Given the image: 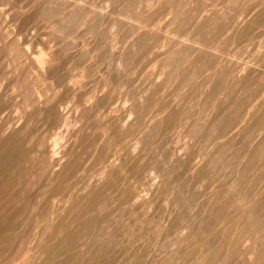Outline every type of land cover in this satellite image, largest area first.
<instances>
[{
    "label": "bare ground",
    "instance_id": "bare-ground-1",
    "mask_svg": "<svg viewBox=\"0 0 264 264\" xmlns=\"http://www.w3.org/2000/svg\"><path fill=\"white\" fill-rule=\"evenodd\" d=\"M54 1H56L55 3L60 2L63 4L64 8L62 10L66 13L71 9V4L74 2V0ZM47 2L49 1L47 0ZM249 2L250 5L248 4V6H245L242 10L235 11L228 17L227 21L225 20L219 25L215 24L217 21L221 20L215 18V23L212 24L215 25L214 28H212L213 30L207 31V33L205 32L203 34L201 32L202 34H199L197 29L194 28L197 25L194 27V23L192 26L190 25L195 29V32L198 33L196 35L197 37H195L198 42L194 41L195 44L192 42L194 45L197 43L196 46H193L197 54L191 59L192 61L190 63L195 64L194 66L196 67L198 66L199 70L195 71L194 69V73L191 72V75L183 77L168 91L167 96L165 95L166 97L169 95L175 96L174 98L168 97L166 100L164 96H159L158 93L159 89H161V85L166 81L168 82L170 79L171 76L169 75L166 76L164 81L162 80L163 82L159 83L157 80L152 79V85L155 82L157 83L155 87L152 86L154 89L141 91L142 93H139L137 98L135 97L136 99L132 100L131 105H128L129 107L127 108L120 106L114 98L113 100L107 97L109 92L105 91L107 93L105 94L104 90L82 97L81 105L78 107H81L82 111L88 113L86 115L89 116L90 114L93 115L92 113L94 112L97 113L96 115L98 116L100 128L96 133H89L86 131L84 134L80 135L77 140V146L83 148V150L85 148L89 149L88 151H90L93 157V171L87 175L82 173L84 171L83 160L81 162L80 158V160L74 158V155L72 156L71 153L74 145L72 144L71 137L75 134L76 129L67 122V114L70 112L68 106L66 107V105H63L62 100L55 98L58 94L63 96V93L71 95V93L77 92L82 85V81L78 79V75H64L59 73L56 69H53V55L55 49L47 47L49 44L46 45V48H48L47 52H34L29 50V46L27 47L32 38L31 35L27 33L28 31L21 35L17 44L20 48L16 47V49L15 47H11L12 52L10 57L13 60L15 72L17 73L16 77H14L11 82H13L14 93L19 99L21 98L25 104V113L9 123L8 120L0 117V264H149L148 261H151L150 259L152 255H154L153 252H159V254H162V252L163 254L165 253L162 264H240L243 261L244 263L247 262L246 264H264V169L259 170L262 172H257L256 175L251 176L252 183H248V178L246 179L247 184L254 187L253 190L257 189L258 192L255 193V191L251 192V188L249 190L248 188L239 187L243 182L240 184L238 182L241 178L244 179V177L242 176L240 178V176L237 175H241L244 171L246 172L245 169L242 170L239 168L242 172L241 174L238 173L239 170L236 172L235 175L237 178L234 177L236 179L234 182L232 181L229 185L227 184L225 187L218 188L220 185L215 186L213 178L209 175L210 173L206 160L204 161L202 159V162L198 161L194 155H188L182 160L180 166L185 169L181 175L188 176L189 178L191 177L189 179L191 180V188L193 187L197 190L199 195V197L196 198V204L194 203L193 205L202 204L200 206H204L205 208L206 214H204L206 219H209H207L208 222L212 220L213 223L208 230H205V227L203 228L200 227L199 224H195L193 222L195 220H185V216L183 217L180 215L179 211L176 210V206L181 200H179V198L176 199L177 196H170L168 193V190H170L168 188L169 185L167 186L163 183L162 177L165 175L164 165L166 164L163 165L161 159L158 161L154 158L155 156L151 155V151L154 148L155 150L156 148H160L161 150L164 149L163 145L174 140L180 127L189 124V117L194 113L188 116L189 114L186 112L185 106L190 102H185V108H182L183 106L181 107V104L187 99V95H190L192 92L196 93L199 90L204 97L202 101L205 100L206 102L209 99L214 100L217 93H223L225 96L224 98H227L226 100H229L230 105H232V107L234 106L233 109H235L234 112L236 117H231V114L228 113L229 109H221L216 104V109L213 110V113L211 111L212 116L209 119L206 118L207 120H205V123L201 126L202 129L200 130H205L200 131V133L202 132L201 137L205 138L203 142L209 144L213 143L212 146L215 148V150H211L210 153H218L220 149L224 146L226 147L227 144H239L246 141L250 144H245L248 147H251L252 144H258V150L262 151L261 154L258 153V155L260 154L259 158L262 160L261 163L264 161V150H262V148L259 149V146H262V143H264L263 82V86H261V84L259 90H257L258 87H256L257 91L255 90L254 93L250 94L249 103H245L247 102V100L244 101L245 95L241 100H236V97L231 93L233 89L230 88L232 87H225L226 81H229L231 85L237 86L238 84H243V81L246 83L249 76L262 77L264 75V64L261 67H254L251 62V66L250 64L248 66L244 63L248 67L240 69L239 62H237L240 60L236 61L233 57H230L234 50L231 53L228 52V54L224 49L225 44L228 43L229 45L230 41H234L236 47L237 44L240 45L244 43L251 48L250 50L256 49V51H258L257 48L264 47V0H249ZM180 4H182V2ZM53 5L54 4H51V6ZM173 5L174 4H172V6ZM74 7L76 9V7L79 6L74 5ZM180 7L177 8L180 9ZM104 8L106 7L103 6V9ZM169 8V13L172 15H170L171 18L169 22H173L177 15L175 13L179 12L176 10L173 14L176 7H172L174 10L171 7ZM200 8L201 9L197 12L199 21L200 18L203 19L206 16V8L204 7L202 9V6ZM63 12L60 10V13ZM94 12H97L96 16L100 13L98 11ZM194 12H196V10H194ZM8 15L9 10L0 7V28L5 29L9 25L12 19H10ZM64 15L66 16V14ZM72 15L74 14L72 13ZM194 15H196V13ZM108 16L107 14L106 17ZM70 18L71 17H69V19ZM208 18L210 19L211 17L208 15ZM80 19L83 18L81 17ZM75 20L77 21V19ZM190 20L192 19H187V21ZM77 22H79V20ZM81 22L83 21L81 20ZM60 24L63 26L62 23ZM76 24L78 25V23ZM206 25L207 21H202L198 27L204 28ZM21 27H18V31H16V29L15 31L13 30L14 36L22 32L24 28L21 29ZM111 30L112 29H110V31ZM13 35L12 38H14ZM192 36H194V34ZM128 37L129 36H127V38ZM113 41L114 38L112 36L109 43V49L111 50L115 49ZM6 45H9L8 40L4 42V46ZM168 49L167 51H170ZM226 49L229 48L226 47ZM148 50L152 56L160 57L161 55L162 57L164 53H166V50L161 47L156 49L150 47ZM242 53L244 52L242 51ZM261 53L262 49L259 54L262 55ZM172 54L170 57H172ZM233 56H235V54ZM237 57L239 56L237 55ZM119 62L120 61L116 64L117 67L118 64H120ZM190 63L187 64L190 65ZM258 65H261V63ZM93 66L92 69L94 71ZM174 68L175 67L172 69ZM95 69L96 71L98 70L96 66ZM173 71L174 70H172V72ZM178 73L177 75H180ZM118 74L119 72L114 75V77ZM154 74L149 76L153 77ZM199 76H204L203 79L201 78V82L197 81ZM215 76H220V80L218 77L216 80ZM43 78L49 81L45 86L43 85L44 83H42ZM1 93L2 91L0 90V97L2 96ZM180 93H183V95ZM136 94L138 93L136 92ZM156 94H158L157 98L155 97ZM179 94L181 95L180 97ZM194 96L196 97V95ZM246 96L248 95L246 94ZM197 99L200 101V97ZM232 100H236L234 102L239 103H235L234 105ZM197 101L194 104H197ZM205 101L203 102L205 103ZM138 104L139 107H137ZM194 104L192 102V106ZM200 105H202V103ZM203 106L201 107L203 108ZM231 111L233 110L231 109ZM38 113L43 114L47 122H49V126L63 122L66 125L64 132H60V128H58L59 132L55 134L52 133L53 131L50 132V130H48L46 135L42 137L41 134L38 133V128L40 127L38 124L39 121L37 120V124L33 122L35 120L32 121L34 118L32 116ZM199 117L201 118V115ZM191 118L193 117L191 116ZM80 120L82 121L81 118ZM200 125L197 127H200ZM151 131H154L153 136L156 137L155 140L151 139V137L149 138V132ZM185 131L186 130H184V132ZM63 138H65V144L61 147L60 140ZM195 142L198 143V141ZM245 148L246 150L248 149L247 147ZM246 150H243L242 153L247 156V160H244L247 162L246 164L244 163L245 167L241 166L244 168H247L249 162L253 164V155L256 154V151H254L255 154H253L251 151ZM258 150L257 152H259ZM173 151H175L174 148ZM221 151L220 153H222ZM233 151L240 152L239 150ZM194 153L196 154V152ZM201 156L204 157L203 154ZM207 156H209L208 153H206V157ZM256 156L257 154L255 157ZM256 160L258 159L256 158ZM27 161L30 162L29 171L25 170L27 166L24 169L21 167L22 163ZM230 162H233V158ZM261 163H259V167L257 164L256 166L260 168ZM251 164H249V166ZM249 171H251V168ZM159 175L162 176V185L158 183ZM214 176L217 178L216 175ZM229 176L232 175L230 174ZM176 177H180V175ZM223 178L228 179L226 177H222L221 179L223 180ZM27 181L36 188L38 192V194H36V199L28 198V200H25L24 197L22 198V196H20L19 190ZM167 181L169 182V178ZM222 183L223 182H221V185H223ZM243 185L246 186L245 182ZM214 187L226 196L224 197L226 198L224 201L217 199L218 191L212 194H210V192L208 193V191L211 190L210 188ZM181 190L184 189L181 188ZM211 191L214 190L212 189ZM79 192H83V195H78L79 197H77V193ZM206 194L210 197L208 195L206 196ZM228 194L230 195L229 198L227 197ZM193 197L195 196L193 195ZM29 208H31L32 211L29 213V217H27V226L20 229V213L26 210L28 211ZM128 209L129 211L126 213L134 218L137 224L135 225L133 222V224L130 225V222H126L120 231V219L126 216V213L124 215L122 213L124 210ZM200 209H202V207ZM204 219L205 218H203V221L206 222ZM198 221L200 222V220ZM193 223L194 225L191 226Z\"/></svg>",
    "mask_w": 264,
    "mask_h": 264
},
{
    "label": "rangeland",
    "instance_id": "rangeland-1",
    "mask_svg": "<svg viewBox=\"0 0 264 264\" xmlns=\"http://www.w3.org/2000/svg\"><path fill=\"white\" fill-rule=\"evenodd\" d=\"M48 1L49 2H47V0H44V1L43 0H0V7L7 8L9 10V15L8 16H9L10 19H12V20L9 19L10 20V23H9L10 26L8 25L5 29L0 28V46H1L0 47L1 48L0 49V52H1L0 53V90L2 91V93H1L2 96L0 97V117H3V119L8 120V123H9V122H13L14 120H16L15 118H19V116L21 117L23 115V113H25V104H24V102L22 101L21 98L19 99V97H17L16 94L14 93V91H13V82H11V81H13V78L16 77L17 73L15 72V68H14V65H13L14 63H13V60H12V58L10 56H11V52H12L11 47L12 48L13 47L20 48V46L17 45L18 44V40H19V38L21 37V35L24 32L28 31L27 33H29L31 35V37H32L30 39V41H29L30 43L27 45V47L29 46L28 47L29 50L34 51V52H39V51L47 52L48 48H46V45L49 44L47 47H52V48L55 49L54 55H53V65H54L53 69L54 70L56 69L59 73L64 74V75H69V74L78 75L77 76L78 79H80L82 81L81 87L78 89L77 92H75L76 94L75 93H71V95H70V94H65V93L62 94L61 93L64 96V99H63V96H61L60 94L55 96V98L62 100V104L66 105V107L68 106V109L70 111L67 114V122L70 123V125L73 126L77 130V131L75 130V134L71 137L72 138V144L75 145V146L73 145V149H72L71 153H72V156L74 155L73 156L74 158H77V159L80 158L81 160L80 159L79 160L81 162L83 160L82 163L84 165V171L82 173L83 174L85 173V175L90 174L93 171V167H92L93 157H92L90 151H88L89 149L85 148L86 150L85 149L83 150V148H80V147L77 146V140H78V137L80 135L84 134L86 131L89 132V133H91V132H95L96 133V132H98V130L100 128H99L98 116L96 115L97 113L94 112V113H92L93 115H91L89 113L90 114V116H89V115H86L88 113H86V112L84 113L82 111L81 107H78V106L81 105L82 97H86V96H88V95H90L92 93H95L97 91L100 92V91L104 90V92L105 91L109 92L108 93L109 96L107 95V97H110L111 99L114 98L120 104V106L127 108V107H129L128 105H131L132 100H135L137 98V96L139 95V93H142L143 90L145 91L146 89L147 90L148 89L149 90H153L154 89L153 87H155L156 84H157L155 82L152 85V81L154 79L157 80L158 83L159 82H163L166 79V76L169 75V76H171L170 79L168 80V82L166 81L165 83H163L161 85V89H159L158 93H159V96H164L166 98V100H167L168 97L172 98L173 96H170V95L168 97H166V96L168 94V91L171 88H173L174 84L177 83L179 80H181L183 77L191 75V72L194 73V69H195V71L199 70L198 66L196 67V66H194L195 64L190 63L192 61L191 59H193L196 56L195 54H197V52L195 50V47L193 48V46L197 45V43H196V45H194L195 44L194 41L198 42V40H196V38H195V37H197L196 35L198 33L199 34H202V33L204 34L205 32L207 33V31L213 30L212 28H214L215 25H219L220 23H223L225 20L227 21L228 17L230 15H232L235 11L237 12L238 10L244 9L245 6H248V4L250 5L249 0H238V1L237 0H235V1L234 0H177V1L176 0H99V1L98 0H93V1L92 0H77V1L74 0V2L71 4L73 6V7L71 6L72 11H71V9H69L68 12L66 13V12H63V10H62L64 8L63 4H61L60 2L55 3L56 1H54V0H48ZM181 2H182V4H180ZM200 2L202 3V5H201ZM51 4H54L55 6L54 5L51 6ZM172 4H174V5L177 4V5L176 6H174V5L172 6ZM74 5H77L79 7H76V9H75ZM103 6L106 7V8L103 9ZM180 6H182V7H180ZM198 6H199V8H198ZM201 6H202V9L204 7L206 8L205 9L206 10V12H205V15H206L205 17L206 18L205 17L203 19L200 18V21H199L198 20L199 18L197 16V12L199 11V9H201L200 8ZM231 6H232V8H231ZM97 7H100V8H97ZM169 7H171V8L172 7H174V8L175 7L176 8L180 7V9H178V8L176 9L175 8V10L172 8L174 10L173 14L175 13L176 10H177V12H179V13H175L178 16L176 15V18H174L175 20L173 22L172 21L169 22V20H170V18L172 16L169 13V9H170ZM233 8H235V9H233ZM60 10L63 13H60ZM73 10H74V12H73ZM101 10H104V11H101ZM194 10H196V12H194ZM94 11H98L101 14L98 13V15L96 16L97 12L95 13ZM182 11H183V13H182ZM69 12H70V14H69ZM85 12H86V15H85ZM72 13L74 15H72ZM88 13H89V15H88ZM193 13L194 14L196 13V15H194ZM64 14H66V16H68V15L69 16L66 17ZM107 14L109 15L108 17H106ZM207 14L211 17L210 19L208 18ZM63 15H64V17H63ZM191 15H192V17H191ZM160 16H161V18H160ZM69 17H71V18L69 19ZM72 17H75V18H72ZM81 17L83 19H80ZM88 17H89V19H88ZM190 18L192 20L187 21V19L189 20ZM215 18L216 19L218 18L217 20H221V21H217L215 25H212L213 23H215V20H216ZM75 19H77V21L79 20V22H77ZM72 20H74V21H72ZM81 20L83 22H81ZM85 20H87V21H85ZM12 21H14V22H12ZM202 21H207V25H206L207 27L206 26L204 28H202L200 26H199L200 28L198 27V25ZM80 22L82 24L83 23H85V24L82 25ZM165 22L168 23V24H166ZM60 23H62L63 26ZM76 23H78V25ZM193 23H194V25H193ZM20 24H21L22 27L20 26ZM188 24H189V26L193 25V27L195 25H197L194 28L197 29L198 33L195 32V29L193 27H191V26L189 27ZM134 26H135V29H134ZM18 27H21V29L22 28H24V29H22V32H20V34L15 35L16 36L15 37L13 35V32L15 31V29H16V31H18ZM176 27H177V29H176ZM110 29H112V30L110 31ZM200 29H202V30H200ZM198 30H200V31H198ZM10 33L13 35L14 38H12V35ZM146 33H148V34H146ZM193 34H194V36H192ZM112 36L114 38L113 43L115 44V49L114 50L109 49V43H110V41L112 39ZM127 36H129V37L127 38ZM180 38H182V39H180ZM176 39H177V41L179 40L178 41L179 43L176 41ZM4 40L5 41L8 40L9 41V45L4 46V42H5ZM10 40H11V42H10ZM12 41H13V43H12ZM174 42H176V43H174ZM186 42H187V44H186ZM192 42H194V44ZM231 42L232 41L229 42V45L231 44L230 46L228 45V43H226L225 47H224V44H223V47H224V49H225V51L227 53L228 52L231 53L234 50L233 51L234 53L233 52L232 53H233V55L235 54V56H233L232 53H231L230 57H233L236 61L240 60V61H237V62H239L238 64H239L240 69L247 68L249 66V64L251 66V63H252V66H254V67H259V66L261 67L264 64V58H263L264 47L263 46L259 47V49L257 48L258 51H256V49L255 50H250L251 48L248 47V45L246 46V44H244V43L240 44V45L237 44V47H236V43L234 41L232 43ZM53 46H55V47H53ZM150 47L151 48L153 47V49H156L158 47H161V48L165 49L166 53H164V55L162 56L164 58H162L161 55H160V57L159 56H152L151 53L148 50V49H150ZM226 47L229 48V49H226ZM190 48H192V49H190ZM167 49L170 50V51H167ZM261 49H262V53H261L262 55L259 54V52H261ZM246 50H247V52H246ZM242 51L244 53H242ZM172 53H174V54H172ZM171 54H172V57H170ZM243 54H245V55H243ZM237 55L239 57H237ZM240 58H243V59H240ZM118 61H120L119 62L120 64H118V67H117L116 64L118 63ZM98 62H100V63H98ZM168 62H170V63H168ZM79 63H80L81 66L79 65ZM126 63H128V64H126ZM187 63L188 64L190 63V65H188ZM244 63L246 65H248V66H246ZM260 63H261V65H258ZM191 64H192V66H191ZM168 65H169V67L170 66L171 67L169 68ZM92 66L94 68V71L92 69ZM95 66L98 69L97 71L95 69ZM173 67H175V68L172 69ZM190 67H192V68H190ZM118 68H119V71H118ZM167 70H168V72H167ZM172 70H174V71L172 72ZM115 71L116 72L118 71L119 74L114 77V75H116L118 73V72L116 73ZM178 72H180V73H178ZM189 72H190V74H189ZM177 73L180 74V75H177ZM83 74H85V75H83ZM153 74H154L153 77L149 76V75H153ZM163 74H165V75H163ZM182 74H183V76H182ZM203 77L204 76H199L197 78V81L201 82V78L203 79ZM217 77L220 80V78H219L220 76H215L216 80H217ZM46 80L47 79H45V78H43V80H42V83H44L43 84L44 86L49 83V81L48 80L46 81ZM263 80H264V75L262 77L261 76L260 77L259 76H257V77L249 76L248 80H246L247 81L246 83H245V81H243L244 82L243 84L241 83V84H238L237 86H234V85H231V83L229 81H226L225 87H228V86L232 87V88H230V89H233L231 93H232L233 96L236 97V100H239V99L241 100V98H243L244 95H245L246 98L244 97V101L247 100V102H245V103H249L250 102V97H251L250 94L255 92L256 87H258L257 90H259L261 88L260 85L262 84V82L264 84ZM222 83H225V82H222ZM263 84L261 86H263ZM11 87H12V89H11ZM252 88H254V89H252ZM221 91H223V90H221ZM250 91H252V92H250ZM106 92H105V94H107ZM136 92L138 94H136ZM200 92L201 91L198 90V92H196L197 94L195 92H192L190 95H187L186 96L187 99H185L183 101V103L181 104V107L183 106L182 108L186 107L185 109H186V112L189 114L188 116H190L192 113H194L193 114L194 116L191 115L193 118H191V116L189 117L190 119H189V124H187L188 126L185 125L184 127H180V129L178 130V133L176 134V137L174 138L173 141L170 142L171 144L169 142H167V144L165 143L163 145L164 149H162V150L160 148L159 149L156 148V150H155V148H154L151 151V153H152L151 155L155 156L154 158L156 160H158V161L161 159L163 165L166 164V165H164L165 175L163 177L160 176L161 174L158 176L159 179H160V180L158 179V183H161V185H162L161 179L163 178L164 185H167V186L169 185L168 188L171 190V191L168 190L169 191L168 193L170 194V196H172V197H176L177 196L176 199L179 198V200H181V201L178 202V205L176 206V210L179 211L180 215H182L183 217L185 216L184 217L185 220H187V221L188 220H195V221H193L195 224H199L200 227H203V228L205 227L204 229L208 230L213 224L212 220H210L211 221V223H210V221L208 222L209 219L208 218H207L208 220L206 219V217H205L206 211L204 210L205 208H204V206H200L202 204H200V205L198 204V205H195V206L193 205L194 203L196 204V201H197L196 198H198L199 195H198L197 190H195L193 187H192L193 189L191 188V180H189L191 177L189 178L188 176L181 175L184 172V169H185V168L183 169V167L180 166L182 164V160L184 158H186L188 155L196 156L198 161H201V162L203 160L204 161L206 160L207 166H208V169H209V173H210L209 175H211V177L213 178L215 186L220 185V186H218V188L219 187L220 188L225 187V185H227V184L229 185L232 181L234 182L236 180L235 178H237V176H240V178L243 176L244 179L241 178V180H240V178H239L240 181L238 180L239 181L238 183L240 184L241 182H243V184H244V182H245L246 186L241 183L239 185V187H244L246 189L248 188L249 190L251 188V190H252L251 192L255 191V193L258 192L257 189L253 190L254 187L252 186L253 187L252 188L250 184H249L250 185L249 186L247 184V182L248 183L251 182V180H252L251 176L256 175L257 172L258 173L262 172V171H259V170H261V169L263 170L264 169V165H263L264 161L261 163L262 160L259 158V155L261 154L262 151L258 150V144H252L255 147V149H254V147L252 145H251L252 148L248 147L247 145H250V144H248L246 141H244L243 143H239V144L238 143H232L233 145L232 144H227L226 147L224 146V147H222L220 149V151L221 150H223V151H221L222 153H220V151H219L218 152L219 155H218V153H212V152L210 153V151L211 150L214 151L215 148H214V146H212L213 143L209 144V143L203 142L205 140V138L201 137V133L202 132L200 133V131H205V130L204 129L200 130V129H202L201 126L205 123V120L209 119L212 116L213 110L216 109L215 108L216 104L221 109L222 108L223 109L227 108V110L229 109L228 113L231 114V117L235 116V112H234L235 109H233L234 106L232 107V105H230V101L226 100L227 98H224L225 96L223 95V93L222 94L221 93H217V95L214 98V100L213 99L207 100V102L209 101L208 104H207V102L205 100H203V101H205V103L202 101V99H204V97H203V95ZM130 93H132V94H130ZM180 94H179V97L181 95H183V93L181 95ZM192 94L196 95V97L194 95H192ZM246 94L248 96H246ZM15 96H16V98H15ZM155 97L157 98L158 94H156ZM198 97H200V101H201L202 105H200L201 103L197 99ZM152 98H154V97H152ZM189 99H190V101H189ZM19 100H20V102H19ZM224 100H225V102H224ZM236 100H232V101L234 102ZM196 101H197V104H194V103H196ZM185 102L186 103L190 102V103L186 104ZM192 102L194 104L193 106H192ZM235 103L238 104L239 102H234L233 104L235 105ZM184 104H186V106ZM203 104H204V106H203ZM205 105H206L207 108L205 107ZM201 106H203V108ZM220 106H222V107H220ZM137 107H139V104L137 105ZM190 107H193V108H190ZM198 107H201L202 109L198 108ZM231 109L233 111H231ZM187 110L190 111V112H188ZM211 111H212V113H211ZM202 112H204V113H202ZM207 113H208V115H207ZM230 114H229V116H230ZM37 115H38V117H37ZM37 115L35 114V115L32 116V117H34L32 119V121L35 120L33 122L36 123V124L39 121L38 124H39L40 127L38 128V133L41 134L42 137H44L46 135V132L48 130H50V132L53 131L52 133H54V134L59 132V131L62 132V133L64 132V130L66 128V125L63 122L55 123L54 125H50L49 126V122H47V120L45 119V117L43 116L42 113H38ZM200 115H201V118L199 117ZM95 116H97V117H95ZM204 116H206V117H204ZM86 117L87 118L89 117V118L87 119ZM80 118L82 119V121L80 120ZM39 119H41L42 121L39 120ZM75 119H76V121H75ZM84 120H86V121H84ZM46 122H47V124H46ZM199 125H200V127H197ZM52 126H53V128H52ZM47 127L51 128V129H48ZM58 128H60L59 131H58ZM81 128H82V130H81ZM190 128H192V129H190ZM83 129H84V131H83ZM184 130H186V131L184 132ZM39 131H41V132L43 131V132L41 133ZM153 134H154V131L149 132V138L151 137V139L155 140L156 137H154ZM192 136H193V138H192ZM178 137L181 138V139H179ZM64 139L65 138L60 140L61 147L65 144L64 143L65 142ZM190 139H191V141H190ZM195 141H198V143H196ZM200 142H201V145H200ZM241 144H243V145H241ZM245 144H247V145H245ZM178 145H181V146H178ZM260 146H259V149L262 148V150H264L263 149L264 148V143H262L261 147ZM76 147H78V148H76ZM166 147H168V148H166ZM178 147H179V150H178ZM245 147H247L248 149L246 150ZM173 148H174V150L176 152L173 151ZM237 148H239V149H237ZM240 148H242L243 150H246V151H251L253 154H255V153L257 154L256 157H255L256 154L253 155V159L255 161L252 159V161H253L252 163L253 164H251V162H249L247 168H244L245 164L247 163L244 160H247V156H245V154H242L243 150L240 149ZM165 149H166V151H165ZM233 150H239L240 152H238V151L234 152ZM257 150L259 152H257ZM154 151H156V152H154ZM254 151H256V152L254 153ZM194 152H196V154ZM168 153H170V154H168ZM206 153H208L209 156L206 157ZM233 153H236V154H233ZM258 153H260V154L258 155ZM80 154H81V156H80ZM200 154L201 155L203 154L204 157L201 156ZM212 154H214L215 156L212 155ZM238 154H240L241 156L238 155ZM198 155H200V156H198ZM233 155H234V157H233ZM173 156H174V158H173ZM220 156H222V157H220ZM84 157H85V159H84ZM86 158H87V160H86ZM232 158H233V162H230V161H232ZM256 158L259 160V162H258V160H256ZM208 161L209 162L212 161V162L209 163ZM27 162H23L21 167H23V169H24L27 166L25 168V170L29 171L30 170V166H29L30 162H28V163ZM225 162H227V163H225ZM228 162H229V164H228ZM208 163H209V165H208ZM259 163H261L260 164V168H258L259 167L258 166ZM242 164H244V165H242ZM249 164H251L250 165L251 167L249 166ZM256 164H257L258 167L256 166ZM252 165H253V168H252ZM262 165H263V167H262ZM241 166H244V167H241ZM91 168H92V170H91ZM239 168L242 169V170L245 169L247 173L244 171L245 174L244 173L241 174L242 171ZM250 168H251V171H249ZM238 170H239V172H238ZM166 172H167V174H166ZM233 172H234V174H233ZM236 172L240 173L241 175L238 174L236 176L235 175ZM28 174H29V172H28ZM228 174L229 175L231 174L232 176H229ZM177 175H180V177H176ZM214 175H216L217 178H215ZM221 176L222 177H226V178H228L230 180L225 179V178H223V180H222ZM168 178H169V182L167 181ZM218 178H220V179H218ZM246 179H247V182H246ZM217 180L223 182L222 183L223 185H221V182H219ZM183 187H185V188H183ZM181 188L184 189V190H181ZM23 189H25V190H23ZM210 189L214 190V191L209 190L208 193L210 192V194L214 193L215 191L216 192L218 191V189H216L215 187L214 188H210ZM80 193L81 192L77 193V197H79L80 195H83V192L81 194ZM217 193H218V195H217V199L218 200L224 201L226 199V198H224V197H226L225 195H223L219 191ZM19 194H20V196H22V198L24 197L25 200H28V198L29 199H36V194H38V192H37L36 188L32 184H29V182L27 181L24 184V186L20 188ZM175 194H177V195H175ZM192 194L195 197H193ZM221 194H222V196H221ZM229 194L227 195L228 198L231 195V194L230 195ZM189 195L191 196V198H190ZM207 195L208 194H206V196ZM191 207H192V209H191ZM201 207H202V209H200ZM198 208L200 209V211H199ZM29 209H28V211L26 210L25 212H22L25 215L20 213V227H21L20 229H23V228H25L27 226V223H28L27 222V217H29V215H30L29 213H31V211H32L31 208H29ZM128 211H129V209L128 210H124V212L122 214L124 215ZM186 216H187L188 219L186 218ZM202 216H204V217H202ZM199 218H202V219H199ZM203 218H205L204 220L206 222L203 221ZM127 219H128V221H127ZM120 220H121L120 223H119L120 231L122 230V228H123L122 226L126 222H130V225H132L133 222H134L135 225L137 224V222L134 221V218L129 216L127 213H126V216H124V218H121ZM122 220H123V222H122ZM198 220H200V222ZM194 223L191 224V226H193ZM207 225H209V226H207ZM28 226H30V225H28ZM206 227H207V229H206ZM204 234H205V232H204ZM153 254L154 255H152V257L150 259L151 261H148L149 264H162L163 263L162 260L164 258L163 256H164L165 253L163 254V252H162V254L161 253L159 254V252H153ZM246 263L247 262L244 263V261H243L240 264H246ZM255 264H257V263H255Z\"/></svg>",
    "mask_w": 264,
    "mask_h": 264
}]
</instances>
